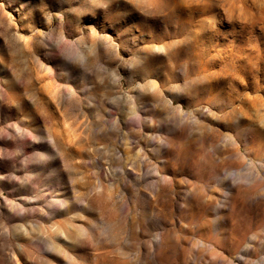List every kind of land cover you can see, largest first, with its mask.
Wrapping results in <instances>:
<instances>
[{
	"label": "rangeland",
	"instance_id": "obj_1",
	"mask_svg": "<svg viewBox=\"0 0 264 264\" xmlns=\"http://www.w3.org/2000/svg\"><path fill=\"white\" fill-rule=\"evenodd\" d=\"M0 264H264V0H0Z\"/></svg>",
	"mask_w": 264,
	"mask_h": 264
}]
</instances>
